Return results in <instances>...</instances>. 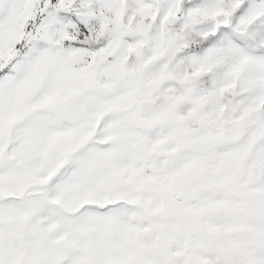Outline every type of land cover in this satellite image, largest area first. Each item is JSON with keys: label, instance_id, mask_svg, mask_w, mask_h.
Masks as SVG:
<instances>
[{"label": "snow or ice", "instance_id": "1", "mask_svg": "<svg viewBox=\"0 0 264 264\" xmlns=\"http://www.w3.org/2000/svg\"><path fill=\"white\" fill-rule=\"evenodd\" d=\"M0 264H264V0H0Z\"/></svg>", "mask_w": 264, "mask_h": 264}]
</instances>
